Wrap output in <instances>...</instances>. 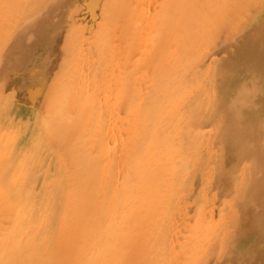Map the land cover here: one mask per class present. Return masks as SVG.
I'll return each instance as SVG.
<instances>
[{"label":"rangeland","instance_id":"rangeland-1","mask_svg":"<svg viewBox=\"0 0 264 264\" xmlns=\"http://www.w3.org/2000/svg\"><path fill=\"white\" fill-rule=\"evenodd\" d=\"M11 1L15 2L14 4H16V5H18V2H20V0H11ZM11 1L7 0V2H6V0H0V2L2 3V4L0 3L2 5V6L0 5V12H1V14H0L1 18L0 19H2V16L4 17L7 15L6 11H8V8H12V7L16 6V5H12L13 3ZM16 1H17V3H16ZM30 2H31V4H33V7H35L36 9L37 8L40 9L41 7L44 9V7H45V5L42 4L41 0H39V1L35 0L36 3L32 0H30ZM3 3H6V5ZM7 3H8V5L11 3L12 4L10 6H8ZM34 4H35V6H34ZM1 7H3L4 9H2ZM5 7H7V9ZM1 9H2V11H1ZM41 9H40V11H41ZM43 9H42V11H43ZM3 10H4V12H3ZM139 10L140 11L137 10L136 15L137 14L139 15L140 13H141V16L142 15L144 16L145 13H146V15H147V13L149 14V9H147V7L139 8ZM255 10H256V8L254 6H253V8H250V10H248L247 15L246 14L244 15V18L247 17L246 18V20H247L248 17L250 16L249 13L251 15L253 14L250 18L254 17V14L256 13ZM40 13L38 11V14L41 16L42 14H40ZM37 22H39V25H42V26H44V24H46V22L41 23L42 21H39V20ZM101 26L106 28V25H104L103 23L101 24ZM44 29L47 30L46 32L43 33L44 36L41 35L38 37V42H39V45L41 47V49H39V52H41L40 54L43 58V61L40 63L41 64L40 66L38 65V68L39 67H43V68L49 67L51 65L50 62H52V61H53L52 66H54V65L56 67L58 65L60 66V64L63 61L62 60L63 56H62L61 50H62L64 43H63V41H61V39L53 40L49 34L50 30L47 29L46 27H44ZM99 29H100V27H99ZM253 31H254V33L252 32L250 35H248L245 38V41H244L242 47H240V49H238V50H233L228 55V57L226 58L224 64L221 66H218L219 70L224 72V79H223L222 85L220 87V91H219L220 96H219L218 103H217V107L219 109L223 108V110H222L223 113H222L221 117L217 116L210 123L203 125L204 128H203V132L201 133L202 134L201 138L203 139V143H202L201 147L203 149V152H202L200 157H198V156L197 157L199 158L198 161L202 162L203 167H204V181H203V185L198 189V191H199L198 195L192 200L185 197L188 190H189V187H190L186 181H182L177 187V189L183 190L184 193L181 194V192H180V194L178 193L179 195L178 194L175 195L173 200L167 206H165L167 203L163 199L161 200V203H160V204L164 205V206L161 205L162 207L158 204L159 203L158 200H156V201L154 200V199L160 200L161 198L159 196L160 195L163 196L164 192L159 193L158 190H160V191L166 190L165 188H164V190H163V188L162 189L160 188L161 186L162 187H165V186L163 185V181H159V180L162 179L164 176L166 177V175L171 176V174L174 175L175 173H177V167H176L175 163L170 160V156L167 155V153L165 152L166 142H165L164 138L166 135L164 134V132L168 128V125H169V123H167V120H166L167 115H172V116L176 115L179 107L182 104L186 103L185 97L180 96L178 98L177 97L178 94H176V92L173 91L172 89L169 90V89L162 88L161 90H159V93H158V96L160 95L163 98L161 104L158 102L159 104L157 103L156 107H154L155 105L152 107H150L149 105H146L143 107V109L139 108V110L137 109L138 114H137L136 109H135L134 112H132L129 116H124L125 119L123 117H120L123 115H120V116L118 115L119 113H118L117 107L119 106V103L123 100V98L129 97V95H130V97H132L136 101H139V100L142 101V100H144V98H145V100L153 98V96H151V95H153V92H155L157 88H151L150 84L153 82H154V84H158V81L160 80V71H159V74H158V71H157V73H154L153 70H150L151 71L150 73L145 71L146 69L143 65V60H141L143 58L142 55L145 56V52L143 51V53L140 54L141 53L140 50H143L145 47L143 46L142 43H140L141 39L139 42L140 44H138V46L136 47L137 50L135 48L133 51L135 54L133 55V57L131 59V63H130L131 65H129L130 68H133V69L136 68V70H133V69L131 70L132 71L131 72V79H132V74L134 77H135V75L139 74L138 76H136V79L133 77L135 79V80L132 79L133 83L134 82L137 83V80H138V82L141 84H139V83H137L135 85L132 84V86H131L132 90L130 89L127 93H124L120 90V83L122 82V80H120L119 77L122 76L121 75L122 74V71H121L122 63L119 62L120 58L116 57V55H120V54H122V52H121V50L119 51L118 48H121V46H119L117 39H113L114 36L112 38H110L111 48L114 47L113 48L114 51L117 49L118 52L116 50L114 52V54H112V55H111V53H108L110 55H107V57L104 58V61L100 65L97 64L96 54H93V51L90 52V55H88L87 53L81 54V52L85 48H88V44H90L89 42H86L85 40L80 41L79 39H75L74 41H71L69 43H65L64 52L70 56L73 53V57H75L74 52H77L78 54H80V59L78 60V58H76V60H72L64 68V71L62 72V76L59 79L60 81H57L54 84V87H53L54 89L51 91V94H50V101L52 103V106H50L49 109H47L45 106L46 104L44 105V103H43L42 106L39 105V108H41L39 112L32 111V113H29V114L27 113L25 116H22L24 118L21 117V118L17 119L16 121H12V117L10 119H8V117H6L13 109V107H11V103L12 102H15V103L23 102V103L30 104L29 97H27V93L22 89H20L16 92H12L9 89H7L6 91H4L2 93L0 92V120H1L0 121V204L2 203L3 200L4 201L2 204H4V202H6L5 205H2V206L0 205V213H1V215H0V235H1L0 247H2L0 255L4 258V262L2 264H19V263L22 264L23 261H25L26 259L30 260L34 256L38 259V262L39 261L41 262L42 259H47L48 264H53L54 262L57 264L58 260H59L58 258L62 256L61 254H63V253L65 254V251L67 252L68 257H70V255L71 256L73 255V259H74L76 257L75 255L77 254V252H75L76 250L71 251V250L67 249L68 250L67 251L66 249H64V247L69 248L67 243L64 242L65 238H66V241L68 239L67 238L68 236H65V234L62 236L64 239H63V242H61L62 244H64V247L61 246L62 244L58 245L55 241V248L54 247L52 248V246H51V248H49V246L43 247V248L39 247L38 252L35 255L34 254L29 255V253H30L29 247L31 248V246H34L36 248V246H40L43 242H45V239H46V241L48 240V238L46 236L47 235L51 236L50 234L52 232H53L52 233L53 235L55 234V232H62L61 230L59 231V229L63 230L65 228V226L62 228L61 225H63V224L60 225L61 227L60 226L57 227V225L60 224L59 221H62L65 218V217H63V215H67V214L71 215V213L69 214V211L72 212V211L77 210L78 214L79 213L84 214L83 217L86 218L85 215H87V212H88L86 210H89V212H90V208L92 206H93L92 207L93 209H91V212H93V210H96L97 212L94 213L95 212L94 211L92 214L90 212V215L88 214L89 217L87 215V219L90 218L89 219L90 221L86 220L84 218L86 220V223L89 221L88 224H86V225H88V229L89 230L91 229V230L89 231L86 228L87 226H85V228H83V227L80 228L81 227L80 226L78 228L79 231L76 233L77 234L76 237H78V234H79L80 236L78 238L80 239V241L82 239V244H84V245H82V247L83 246L87 247V248L83 247L81 249H80V247L78 248L79 249V254H78L79 258L78 257L77 258L79 260L78 259L77 260L79 262H77V264H79L81 262L83 255H84L83 259H85V257L87 258V255L89 253H93V252L95 253L96 252L95 250H97L99 252V249H100V251L103 252L105 249L104 245L106 246V243L109 244L106 247V248H108V250L105 249L106 252L109 253V255L106 253L107 256L106 255L104 256L105 251L103 253L97 252L98 254L101 253L100 254L101 257L102 256L105 257V258L102 257L103 259H101L97 253H95V254L93 253V254H91L92 256L90 255L92 258L88 257L87 260H83L84 262L83 261L82 262L89 264L90 262H88V259L89 260L92 259L91 262L92 261L94 262V263L92 262V264H98L99 262L103 263L102 261L106 260L104 263L109 264L107 257H108V259H111V257H112L113 258L112 261L113 260L114 261L113 262L111 260L110 261L112 262V264H114V262H116V259L119 258L118 261H120V259L124 260V259H126L125 257H128V255H129V257L127 258V261L130 259V257H132L133 262H131L132 259L129 261L131 262V264H133L135 262L134 258L136 257L137 259L138 258L139 259L136 260V263H134V264H137L138 261L140 263L141 262L145 263L146 261L149 262L150 260L153 259V256L156 255L155 258L157 260H160L159 261L160 264H168V263H170V264H264V204L261 205V207L259 209V211L261 213L260 214L261 215L260 220H262V227L258 228L257 225L255 224V222H253L254 220H252V221L248 220L250 217L247 216V213H242V212L238 213V210H234V208L236 206L241 204V201H243L244 203H249L248 201L236 200V198H235L234 200H229L230 202L228 203V205L224 204V205L220 206L221 202H220V200H218L216 198L217 194L220 193L219 192L220 188L218 189L216 187V184L214 183V175H215V172L219 168V165H220L217 162V159H218V157H220V155L224 151H226V149H227V152L231 153V152H233V149L237 148L238 146H242V148H240L242 151L241 158H240V160L237 161V162H239V165L241 164L239 175L237 178L238 183H239L242 175H244L245 173L249 174V169H247L249 166H246L245 163L244 164L242 163V161H244V159H242V156H244V154L247 153V151H249L247 145L252 143V148H257V147L262 146V144L260 143L262 139H260V140L257 139L255 141H249L250 139L246 138L248 136L249 132H254L256 135L264 134V21L260 25H258V27L254 28ZM102 32L103 31H101V29H100V31H99L100 37H101ZM142 36H144V35H142ZM144 39H145V37L142 38V40H144ZM71 48L74 51H71ZM59 52H60V54H59ZM136 52H139V53L136 54ZM118 53H120V54H118ZM114 55H115V57H114ZM109 56H110V58H109ZM83 57H86V58H83ZM82 58L85 59L86 61L83 60ZM111 59L113 62L110 61ZM75 61L79 62V64L77 62L75 64L74 63ZM139 61H140V63H138ZM118 62L121 64H119ZM219 62H220V60H219ZM219 62H217V63H219ZM108 63H109V66H108ZM73 64H75V65L73 66ZM114 65H115V67H114ZM136 65H139L138 66L139 68L136 67ZM55 66L52 67L53 69L50 68V73H57L60 70L58 68L59 66L57 68ZM80 66H82V67H80ZM141 66H143V67H141ZM72 67H73V69H72ZM77 67L82 68V71L80 70V68L78 69ZM116 67H117V69H116ZM112 68H113V70H112ZM115 69L118 72H116ZM21 70H23V68ZM72 70L75 71L76 74L72 75L71 74V72H73ZM42 71H43V69H41L40 71L38 70V73L41 74ZM133 71H135V72H133ZM139 71H141L142 73L146 72L147 75L145 73H143L144 76H143V74L140 75L141 72H139ZM152 71L155 74V76H154L155 78L153 77ZM20 72H22V71H20ZM96 72H97V74H96ZM79 73H80V75H79ZM112 73L115 75H113ZM151 73H152V76H151ZM156 74H158V75H156ZM69 75H71V76L69 77ZM83 75H84V82L82 81ZM110 75H112V76H110ZM117 75H118V78H117ZM139 76H141V77H139ZM152 77H153V79H152ZM70 78L72 79V82L76 80L75 83L78 82L77 84H79L80 82H83L85 85L83 83H80L79 87H78V86H76L75 83L71 82ZM115 78H117V79L115 80ZM68 79L70 81H68ZM77 79H79L80 81ZM108 79H110L111 83H109ZM142 79H143V81H142ZM118 80L120 82H118ZM66 81L68 84L66 83ZM142 82H143V84H142ZM111 84H113V86ZM146 84H147V87L149 86L148 88L145 87ZM10 85H11L10 86L11 89H14L15 83L13 81H10ZM80 85H82V86L84 85V87H82ZM139 85H141V87ZM94 86H95V88H94ZM206 86H204L203 88L207 89L208 86L207 87ZM80 87H82L80 90L82 91L83 94L81 93V91H78V92L76 91ZM113 87H114V89H113ZM133 87H136L137 88L136 90H138V91H136L135 88L133 89ZM139 87H140V89H139ZM75 88H76V90H75ZM110 88L113 90H111ZM142 88L143 89L145 88V89L143 90ZM64 89H65V91H64ZM68 89H70L71 91L70 90L68 91ZM85 89H86V92L88 91L87 94L89 93V95H87L86 97L84 95V94H86ZM107 89H109V90H107ZM30 90L33 91V87H31ZM60 90H63L62 91L63 93ZM66 90L69 92V94H67L68 92ZM92 90L94 92V95H93ZM106 90H107L108 94L110 93V95L112 97L110 95L108 97L107 92L105 93ZM114 90L116 91V93ZM119 90H120V92H119ZM133 90H135V91H133ZM143 91L144 92L146 91L147 93H145V95H144ZM102 92H103V94H102ZM112 92L115 94H113ZM136 92H138V93H136ZM130 93H133V94L131 95ZM61 94H62V96H61ZM72 94H74V96ZM81 94L83 96L82 98H81ZM112 94L113 95L117 94L116 98H113L115 96H113ZM118 94H121L122 96L121 95L119 96ZM71 95H72V97H71ZM99 95L100 96L103 95V97L102 96L100 97ZM137 95H138V97H137ZM75 96H76V98H75ZM77 96H79V97H77ZM96 98H97V100H96ZM99 98H100L101 106L98 103ZM103 98H104V100H102ZM119 98L121 101L118 100ZM138 98H140V99L138 100ZM27 99H28V101H27ZM51 99H53V100H51ZM94 99H95V101H93ZM107 100H109V101H107ZM113 100H116V101H114L113 104H111L112 103L111 101H113ZM59 101H61V102H59ZM80 101L81 102L84 101L83 104H85L86 101H87V103L85 105H83ZM91 101L93 103V106H92V103L90 105ZM104 101H105V103L111 102V103H109V104H111V107H109L110 106L109 104H105ZM117 101H119V102H117ZM70 102L72 104H70ZM171 103H172V105H171ZM74 104L75 105L77 104V107L80 108L78 110V112H76L77 109L75 108L76 106ZM78 104L80 106L82 105L83 107H80ZM54 105H55V107H53ZM103 105H104V109H103ZM105 105H109L108 106L110 108L109 111H108V109H105L106 108ZM60 106H61V109H60ZM99 106H100V108H99ZM90 107H91V110L89 109ZM81 108H82V110H81ZM111 108H113V110L115 112H113ZM152 108H155V109L153 110ZM98 109H100V110H98ZM4 110H5V112H4ZM84 110L86 112H88L90 110L89 113L91 112L90 114H92L93 116L89 115V113L84 112ZM103 110L104 111L106 110V111L104 112ZM163 110H167V112H163ZM97 111H100L99 114H101V115L103 114V115L102 116L100 115L101 116L100 117ZM156 111H157V113H156ZM108 112H110V113L108 114ZM162 112L164 113V115ZM205 112H207V110ZM74 113L75 114L77 113V114L75 115ZM104 113H106V114H104ZM134 113H136V114H134ZM244 113H250V115H252V116L248 120H246L245 124L243 122H241L240 124H237V122L240 119L236 118V117L240 116V114L243 115ZM107 114H108V116H107L108 121L111 120V118H113L112 119L113 122L110 121L111 127L109 126V123L106 121L107 120L106 119ZM86 115H89L92 118H90L89 116L87 117ZM104 115H105V117H103ZM111 115H113V116L110 117ZM4 116H5V118H4ZM115 116L117 118L114 119ZM203 116H201V118L199 120H197V121H199V123H201L200 121L203 119ZM83 117H85V118L87 117V118L86 119L84 118L85 120L83 121ZM95 117H96V119H94ZM119 117L122 119V121ZM139 117H140V119H139ZM118 118L120 119V121ZM62 119L63 120L65 119L64 120L65 122ZM242 119H244V118H242ZM99 120H100V122H99ZM124 120H126V121H124ZM138 120H139V122H138ZM154 120H155V122H154ZM85 121L89 122L90 124H86ZM127 121H128V123H127ZM233 121H234V123H233ZM74 122L77 124H75ZM81 122L82 123L85 122L83 124V126H81L82 125ZM135 122H137V123H135ZM153 122H154V124H153ZM79 123L81 125H79ZM73 124H75L77 127L79 125L78 129H79L80 133H78V129H76L77 134L74 135L73 128L75 125L73 126ZM138 124H140V125H138ZM84 125L86 127H88V129ZM105 125L106 126L108 125L111 129L108 128V126L106 127ZM133 125H134V127H133ZM136 125L139 127L137 128ZM188 125H189V127H191L190 124H188ZM98 126H99V128H98ZM94 127H96V128H94ZM102 127L103 128L106 127L107 130H110V132H112V134L114 133L113 135H115V136H112L111 138L114 137L115 140L112 139L113 140L112 141L111 138H108L109 137L108 133H110V132H107V131L105 132L106 128H104L105 130L103 129L104 130V132H103V130H101ZM122 127H125V128L122 129ZM129 127L130 128L132 127L131 130ZM152 127L156 128V129L154 130ZM184 127H185L184 125L181 126L180 131ZM84 128H86V130H83ZM136 128L138 129V131L140 133L136 130ZM46 129H47V131H46ZM54 129H55V131H54ZM97 129H98V132H97ZM128 129L132 132H129ZM71 130L73 133L70 132L71 135L69 136L68 131H71ZM100 130L103 132L104 135L106 133L107 134L104 136ZM119 130H120V132H119ZM123 130H125V131L123 132ZM135 130L140 135L142 134L141 137H144V138L140 139L141 137L138 136L139 135L138 133H137L138 135H136V133L134 134ZM245 130L247 131V134L244 136L243 131H245ZM83 131L89 132L91 136L87 132H86L87 134L85 132L83 133ZM93 131H94V133H93ZM95 131H96V133H95ZM146 131H148V132L146 133ZM49 132H51V133H49ZM97 133H98V135H97ZM143 133H144V136H143ZM148 133H150V134H148ZM178 133H176L175 135H178ZM78 134H79V136H78ZM82 134H84V135L86 134L87 137L89 136V138H87L89 141L86 139V147L85 148H87V149H84V148H82V149L86 152V154H88V152H90V154H89L90 156L86 155L83 150L79 151L78 148H76V145L78 144V139H79L80 135H82ZM117 134H119V135H117ZM123 134L127 137L126 139H125V136ZM129 134H131V135H129ZM145 134H147V135H145ZM220 134L223 136H224V134L225 135L227 134L228 139L227 140L224 139V141H221L220 140ZM132 135H134L135 137ZM148 135H150V136H148ZM53 136H54V138H53ZM71 136L74 138H72ZM95 136H97V137H95ZM102 136L105 137V140H107L106 139V136H107V138H108L107 143L108 144L106 143V141H104ZM119 136H120V139L122 138L121 140L124 142V143L122 142V145H121V142L119 141V139L115 138V137L118 138ZM136 136L138 139L136 138ZM60 137H62V138H60ZM76 137H77V139H76ZM90 137H92V138L90 139ZM99 137H101L103 140ZM57 138H58V141L60 143L58 141H56ZM146 138H149L148 139L149 141ZM70 139L72 140L71 144L74 145L73 147L71 146V144L67 145L68 143H70V141H71ZM92 139H94L93 143L91 141ZM96 139H97V141H96ZM124 139L127 141H125ZM133 139L138 140V141H136V143L139 141H141V142H139V144L138 143L136 144L135 140L133 141ZM64 140H66V141H64ZM61 141H64V143ZM101 141H104V143H106L107 145H104L103 142H101ZM49 142H51V143H49ZM89 142H90V144L88 145ZM96 142L99 145H97ZM129 142H130V144H128ZM143 142H144V144H142ZM112 143L113 144L115 143L114 147H116V149H118L117 152H115V150H116L115 148H114L115 150L114 149L110 150L111 149L110 144H112ZM117 143L118 144L120 143L119 146ZM62 144L66 145V147H67V148H65L66 150L64 149V146H62ZM145 144H146V146H145ZM136 145L137 146L142 145L143 147L142 146L137 147ZM90 146L91 147L95 146V147L90 148ZM96 146H98V147H96ZM107 146H109V147L106 150H108L109 153H108V151H106V153H108L109 154L108 156H110L112 159L110 157H108L107 155L106 156L102 155V158H101V154H105L104 148ZM120 146L123 148H121ZM135 146L138 149L133 148ZM101 147H104V148L102 149ZM60 148H61V150H60ZM72 148L74 149L75 152L77 150L79 152L77 151L78 153L76 152V154H75V152L73 151ZM98 148H99V151H101V152H98L99 155L96 151V150H98ZM112 148H113V145H112ZM129 148H131V149L129 151L127 150V152H126V149H129ZM63 149H64L65 153H64V151L61 154L55 153V151L59 152V151H62ZM69 149H71V150H69ZM92 149L93 150L96 149V150L93 151ZM140 149H141V151H140ZM68 150L71 151V153L68 152ZM102 151H103V153H102ZM142 151H143V153H142ZM113 152H115L116 154ZM118 152H120V153L122 152V154H123V155L121 154L122 157L119 155L120 153L118 154ZM125 152H126V154L130 153V152L131 153L128 156V154L126 155ZM138 152L140 153V155H138V157H140V158H138L135 155V154H138ZM69 153L71 156L68 155ZM57 154H59L58 156H60V157L62 156L63 161H61V162H64V163L59 162L61 158L58 157ZM78 154L80 155V157ZM111 154H113V156ZM131 154H133V158H132ZM63 155H64V157H63ZM76 155H77V157H76ZM85 155H86V161L84 160ZM83 156H84V158H83ZM96 156L97 157L100 156V157L97 158ZM70 157L71 158L75 157V159H74L75 161H73V158L70 159ZM92 157H94V158H92ZM117 157L119 160L118 162H117ZM127 157L128 158L131 157L132 159L129 158V161H128ZM100 158H101L103 163L99 162ZM115 158H116V160H115ZM105 159H107L109 161V163H107V161ZM110 160L112 161V163ZM87 161H88V163H87ZM96 161L99 163L98 164L99 166H100V164H102L101 167H99L96 164L97 163ZM73 162H74V164H73ZM75 162L78 164H76ZM93 162L95 163V165ZM164 162L168 163V165L164 166ZM84 163L85 164L87 163V164L85 165ZM105 163H107V165L109 164V166H108L109 169H111V168L114 169V170L112 169L111 171L109 170V173H111L110 176L107 173L108 171L106 173L104 172V171H106V169H108V167ZM79 164L82 165L81 170H83V169L87 170L88 169L87 165L89 166L90 164L93 165L92 166L93 168L98 169V177H97L98 182L96 181L94 183L95 185L91 184V187H95L94 189L96 190L97 194L107 192L108 188H109V190L113 191V188H114L113 185L115 184V181H117L116 182L117 185L116 186L114 185L115 186L114 189L118 190V191L116 190V192L119 194V196H117L118 195L117 194L116 195L117 197L114 196V198H113V193L115 192V191H113V193H111L112 198H110L108 200V203L103 206L104 210L102 209V211H101V209L100 210L95 209V206L92 203L89 204V205H91V207L87 206V208H86L84 206L85 208H82V206H80L81 203L83 202V199H85V201L88 202L87 199L89 200L90 197L94 198L95 194L90 193L91 194V196H90L87 192H84V190L81 189L83 192L80 189H79L80 191L78 190L77 185H79V183L82 185V183L80 182L82 177L85 176L81 181H83V180L85 181V179L87 180V178L89 176V175L87 176L86 173H82V171L79 169L81 167V165H79ZM128 164H130L131 167H129ZM110 165H113V167ZM117 165H118V168L116 167ZM120 165L122 166V168ZM63 166H66L67 168L63 169ZM74 166H75V169H74ZM102 166L106 169L104 170ZM76 167H79V168H77V170H76ZM92 167H90V168H92ZM102 169H103V171H102ZM74 170H76V171H74ZM116 170L118 171V173ZM119 170H120V172H119ZM64 171H65V174H67V173L70 174L69 177H66V176H68V174L65 175ZM70 171H71V173H70ZM101 171L104 172L103 175L107 174L108 177H106L107 175L103 176ZM115 171H116V173H115ZM123 171H124V173H123ZM148 171H150V172H148ZM127 172H128L129 176L127 175ZM147 172L149 173L148 179L146 178L147 175L145 174ZM77 173L81 178H78ZM87 173H89V171ZM112 173L113 174L115 173L117 175H115V174L113 175ZM158 173H160L161 175H159ZM44 174H45V176H44ZM74 174H76L77 176ZM119 174H121V176ZM123 174H124V176H123V178H121ZM72 175L75 176V179H77V178L78 179L73 181V182L72 181L70 182V176L72 177ZM86 176H87V178H86ZM118 176L120 177L119 178L120 180L118 179ZM126 176L128 178H126ZM13 177L15 180H13L11 182ZM40 177H41V179H40ZM43 177H44V179H43ZM99 177H100V179H99ZM129 177L132 178L130 180V182H129V179H130ZM73 178L74 177H72L71 180H74ZM145 178H146V180H145ZM66 179H69V180L66 181ZM59 180L61 182H59ZM155 180L157 181L158 188H159L157 191H155L157 188L154 189L157 185ZM53 181H55V183ZM112 181H114V182H112ZM127 181H128V183H125ZM152 181L153 182L155 181V183L152 184ZM76 182H78V183H76ZM86 182L87 181H85V183ZM105 182L106 183L108 182L107 183L108 188L106 187L107 185ZM149 182L151 183V185L149 184ZM64 183H65V185H63ZM118 183L119 184L121 183V185H119ZM43 184H44V186H43ZM69 184H73V185H69ZM147 184H148V186H147ZM14 185H15V187H14ZM68 185L73 191L68 187ZM81 185H79V186H81ZM87 185H89L88 182H87ZM111 185H112V187H110ZM145 185H146V188H145ZM159 185H160V187H159ZM54 186H56V187H54ZM141 186H143V187L140 188ZM61 187L65 191H69V192L72 191V192L71 193L63 192ZM148 187L149 188L151 187L152 189H148ZM3 188H4V190H3ZM75 188H77V190ZM144 188L146 190H144ZM66 189H68V190H66ZM239 189H240V186L237 185V183H236L234 192H236V190H239ZM74 191L77 193V195H79V193H81V192L83 193V195L81 193V195H80L81 197H79V199H78V197L76 198V200H79L78 201L79 203H76L77 201H75V196H77V195L75 194ZM133 191L135 193H133V195L130 194ZM154 191L156 193H158L157 194V195H159L158 198L153 197V196H157V195H155L156 193ZM73 192H74L75 196L71 195V194H73ZM116 192L114 194H116ZM152 192H154V194ZM42 193L45 196H43ZM65 193L67 195H65ZM125 194H126V196H125ZM143 194H144V196H143ZM39 195H40V197H39ZM64 195H65V199H64ZM69 195L74 196V197L70 198ZM84 195H86V196H84ZM137 195H138V197H137ZM132 197H134V198H132ZM6 199L8 201H6ZM69 199L71 200V202L75 201L74 203L77 205L79 204V207H81V208H78L77 205L75 207V204L73 202H72L73 203L72 205H74V206L72 207L71 202L65 201V200L70 201ZM149 199L151 201L153 200L154 205L151 206L152 203H150ZM90 201H92V200L90 199ZM124 201H125V203H124ZM9 202H11V203H9ZM136 202L138 205H136ZM262 202H264V200H262ZM8 203H9V205H8ZM68 203H70V204H68ZM88 203H86V205H88ZM127 203H132V204H127ZM113 204H116V206L115 205L113 206ZM155 204H158V205H155ZM63 205L64 206L65 205H67V206L71 205V208L74 210H72L70 208H69L70 209L69 210L68 208H65L67 206L64 207ZM120 205H121V207H120ZM107 206L111 207V210L109 209L110 212H109ZM123 206H124V208H123ZM128 206H129V208H128ZM135 206H137V207H135ZM153 206H159V207H156L157 209L154 207V209H155V211H154L153 209H151ZM11 207H12V209H11ZM133 207H134V209H132ZM147 207H149L154 212V214H153L149 208L148 209L150 210V212H149V210H147L149 212V214L151 213V215H150L151 217H149V214L146 213L148 215V218H151V220L146 218L147 216H145V214L142 213V211L143 212L146 211ZM62 208H65V209H63L61 211ZM75 208H78L80 210L78 211V209H75ZM66 209L68 210L67 212H66ZM120 209H123V210H120ZM125 209H129V210H127V212H126V211H124ZM63 211H65L66 213H64ZM99 211H101L100 213H102L103 211H105V212L100 215L98 213ZM129 211H131L132 214H130L131 212H129ZM8 212H10V213L12 212V215H10V213L8 215ZM48 212H49V214H48ZM56 212H57V214H56ZM62 212L64 213L63 215L60 214ZM114 212H116V213H114ZM120 212H122L121 215H120ZM141 214H143V217H145L144 219H143ZM168 214H172L175 217V219L172 221V223L167 222L166 216ZM59 215L60 216L62 215L61 218L59 217ZM91 215L92 216L98 215L99 219L95 218L96 219L95 220L94 217H92ZM186 215L187 216L189 215V216L185 217ZM21 216H23V217L21 218ZM90 216L93 218L94 221L93 220L91 221L92 218ZM108 216H111L112 219L110 220V217H108ZM122 216H124V217H122ZM127 216H128V218H127ZM133 216L135 217V219ZM152 216H153V218H152ZM238 216L244 217V219L246 220L244 225H242V226H236L235 225L236 224L235 221L238 219ZM83 217H82V219H83ZM113 218H115V219H113ZM119 218L123 219V220H119ZM19 220H21V221H19ZM99 220H101V221H99ZM104 220H105V225H106L105 227H106V229L108 228L109 230L102 228L103 227L102 224L104 223ZM118 220L120 221L121 226H119V223H117V228H116L115 223ZM124 220H126L125 223H123ZM18 222H19V224H18ZM83 223H85V221ZM89 223L91 225H93L92 223H95L97 225V226H94L95 224L93 225L94 232H95L96 228L98 229V230L96 229L98 232L97 234L103 232V233H101L102 234L101 236L103 237V239H101V241H99L100 240L99 239L100 234H99V236L96 235L95 234L96 232L94 233L92 231L93 227L92 226H91L92 228L89 227L90 226ZM98 223H101V224L99 225ZM124 224H126V225H124ZM82 225H85V224H82ZM122 225H123V227H122ZM233 225H235L236 227H234ZM57 228H59V229H57ZM56 229H57V231H56ZM100 229H101V232H100ZM102 229H103V231H102ZM110 229H112L111 231H113V233L110 231ZM118 229L123 230V231L121 232ZM87 230H88V232H86ZM91 232H92L93 236L95 235V237H97V238L99 237V238L97 239V238L92 236V239L94 238L92 240L90 238ZM109 232H111L112 234L110 233L111 234L110 235ZM146 232H148L151 235V237L148 233H147L148 234L147 235ZM83 233H85V235ZM82 234H83V236H86V237L84 238L83 236H81ZM86 234L89 235L88 238H87ZM152 235H153V238H152ZM105 236L106 237L112 236L111 239H115L117 244H116V242H113L114 240L112 242H113V244L115 243L116 245L115 244L113 245L112 242L110 244V242H109L111 240L110 237L106 238L107 241H108V239H110L108 241L109 242L108 243L106 240H104ZM143 236L146 238H143ZM62 237H61V239H62ZM142 238H143V240L150 239L152 242L147 240L146 241L147 243H146L142 240ZM61 239H60V241H61ZM88 239L89 240L91 239L92 242L91 241L88 242ZM95 239L97 241H95ZM139 239L142 241V243H143L142 245H141V243L139 245V242H141ZM153 239L155 240V244H154ZM137 240H138V242H137ZM171 240H172V243H174L175 240L177 243L175 242L174 244H172L171 242H169ZM2 241H3L4 245L2 244ZM5 241H6V243H5ZM93 241H94V243H93ZM125 241H128V243L130 245L129 246L128 243L125 244V245H127L128 249L123 248L124 243H126ZM52 242H53L52 240H49V244H51V245L54 244V242L53 243ZM69 242H71V241H68V244H69ZM95 242H96V244H95ZM135 242L137 244H135ZM222 242H224L223 243L224 244L223 249H221ZM90 243H92V244H90ZM6 244H11V246L10 245L8 246ZM56 244H57V246H56ZM59 244H60V242H59ZM119 244H120V246L116 247ZM147 244H149L150 246L153 245L152 248H154V249L152 250V248H150L152 250V252L150 253L152 256H150L148 254V251L150 252V250L149 249L146 250V248H148ZM112 245L115 246V248H116L115 250L113 249L114 247ZM143 245H145V246L147 245L146 248ZM60 246L63 247V249L65 250L64 252H62L63 250L61 251V249L59 251L57 250V248H60ZM109 246H111V247H109ZM102 247H104V248H102ZM120 247L123 248V250H120ZM139 247L140 248L143 247V249L142 248L139 249ZM51 249L52 250L55 249V250H53V252L57 251L56 254L53 253V255H51L52 253H48V252L52 251ZM84 250H85V252L80 253V251L82 252ZM91 250H93V251L91 252ZM109 250L111 252H109ZM117 250H119V251H117ZM144 250H146V251H144ZM43 251L45 254L43 253ZM113 251H116L117 254H116V252L112 253ZM3 252H8V254L4 255V254H2ZM58 252H60V253L62 252V253L60 254L61 256L56 258L55 255L57 256ZM118 252L120 253L122 258L120 257V255L118 257ZM124 252L127 253L126 256L124 255ZM64 254H63V256H64ZM143 254H145V255H143ZM93 255L99 257V259L98 260L95 259L94 258L95 256H93ZM112 255L116 256L118 258H114ZM168 255H169V259H167ZM51 256H52V258H54V259L56 258L57 260L55 259L56 260L55 261V260L51 259V261H50L51 263H50L49 258ZM140 256H142V257L144 256L143 259H141ZM14 257H16L17 260ZM60 260H59L60 261L59 263H61L62 260L64 261L63 258H61ZM66 260L64 261V263L66 262ZM52 261H53V263H52ZM96 261H98V262L95 263ZM124 261H126V260H124ZM75 262H76V260H74V262L72 260L70 262V264L71 263L73 264ZM148 262H146L145 264H147ZM121 263H122V261H121ZM140 263H138V264H140ZM40 264H43V263H40ZM61 264H63V263H61ZM67 264H69V263H67ZM80 264H82V263H80ZM117 264H118V262H117Z\"/></svg>","mask_w":264,"mask_h":264},{"label":"bare ground","instance_id":"bare-ground-1","mask_svg":"<svg viewBox=\"0 0 264 264\" xmlns=\"http://www.w3.org/2000/svg\"><path fill=\"white\" fill-rule=\"evenodd\" d=\"M9 1V0H8ZM11 1V0H10ZM35 2V0H32ZM36 1H39V0H36ZM2 2V1H1ZM0 2V3H1ZM5 2V1H4ZM7 2V0H6ZM12 2V1H11ZM42 4L45 5L43 11L39 8H35L33 7V4H31L30 0H20V2H18V5L14 4L15 2H12L11 4L12 5H16L15 7H12V8H8V11H6L7 15L6 16H2V19H0V92H4L6 91L7 89L11 90L12 92H16L20 89L24 90L26 93H27V97H29V101H30V104H27V103H15V102H12L11 103V107H13L12 111L6 116L8 117V119H10L12 117V121H16L17 119L21 118L22 116H25L27 113H32V111H36V112H39L41 108H39V105L42 106V104L44 103V105L46 106L47 109L50 108V106H52V103L50 101V94H51V91L54 89V84L57 82V81H60V77L62 76V72L64 71V68L72 61V60H76V58H78V60L80 59V54H78L77 52H74L75 53V57H73V53L70 55H67L64 50H65V43H69L71 41H74L75 39H79L80 41H86V42H89L90 44H88V48H85L81 54H85L87 53L88 55H90V52L93 51V54H96V60H97V64L100 65L103 61H104V58L107 57V55H110L108 53H111L114 54V52L117 50L114 51V47L111 48V42H110V38H112L113 36V39H117L118 40V43H119V46H121V48H118L119 51L121 50L122 54L120 55H116V57L120 58L119 62L122 63L121 65V71H122V76L119 77L120 80H122V82L120 83V90L124 93H127L130 89L132 90L131 86L132 84H137L139 83L138 80H137V83H133L132 79H136V76L138 75H135V77L133 76L132 74V79H131V70L133 68H130L129 65H131V59L133 57V55L135 54L133 51L134 49L138 46V44L142 43L143 46L145 47L143 50H140V54L143 53V51L145 52V56L142 55V59L143 60V65L145 67V71H147L148 73H150L151 71L150 70H153L154 73H157L158 71V74H159V71H160V80L158 81V84H154L151 83L150 84V87L151 88H157L155 92H153V98H150L148 100H142L140 101L138 98L139 101H136L135 99H133L132 97H127V98H123V100L121 101L120 98L118 99L119 101H121L119 103V106L117 107L118 109V115H123V116H120V117H123L124 116H129L132 112H134V110L136 109V112L139 110V108L143 109L144 106L146 105H149L150 107L154 106L156 107V104L159 102L160 104L162 103V100L163 98L159 95L158 96V93H159V90H161L162 88H165V89H172L173 91L176 92V94H178V98L181 96V97H185V102L184 104H182L179 109L177 110V113L176 115L172 116V115H167V123H169L168 125V128L165 130L164 134L166 135L164 140L166 142V146H165V152L167 153V155L170 156V160L173 161L177 167V173H175L174 175L171 174L170 175H166V177L164 176L162 179H160L159 181H163V185L165 187H159L163 190L164 188L166 189L165 191H160L158 190V184H157V181H156V187L154 189H156L155 191L158 190V192H164L163 193V196L162 195H157L158 193H156L155 191V195L157 196H153L155 198H158V196L161 198L160 200L159 199H153L156 201L158 200V204L161 206L162 204L161 203V200H165V202L167 203L165 206H167L168 204H170V202L173 200L174 196L177 195L178 193L181 194L184 193L183 190L181 189H177L178 185L182 182V181H186L187 184H189V190L186 194V198L192 200L194 199L199 191L198 189L203 185V181H204V167H203V164L202 162L198 161L199 158L203 152V149H202V143H203V139L201 138V133L203 132V125L204 124H208L210 123L213 119H215L217 116H222V113H223V108L222 109H219L217 107V103H218V99H219V96H220V87L222 85V82H223V79H224V72L223 71H220L219 70V67L218 66H221L224 64L226 58L228 57V55L233 51V50H238L240 49V47H242L244 41H245V38L250 35L252 32L254 33V28L258 27V25H260L263 21H264V0H41ZM10 3V2H9ZM17 3V1H16ZM20 3V4H19ZM36 3V2H35ZM38 3V2H37ZM2 4V3H1ZM0 4V5H1ZM6 5V3H3ZM11 4L7 5L10 6ZM4 5V6H5ZM2 6V5H1ZM3 6V7H4ZM35 6V4H34ZM37 6V5H36ZM253 6L256 8V13L254 14V17L250 18L252 15L249 13V17L248 19L246 20V18H244V15L248 13V10H250V8H253ZM3 7H1L2 9H4ZM142 7H147V9H149V14L145 13V15L142 17L141 16V13L138 15H136V12L137 10H139V8H142ZM7 9V7H5ZM1 9V11H2ZM10 9V10H9ZM38 11L40 14H42L41 16L38 14ZM4 12V10H3ZM1 14V12H0ZM3 14V13H2ZM38 14V15H37ZM4 15V14H3ZM1 18V17H0ZM42 21L41 23H44L46 22V24H44V26L42 25H39V22L37 21ZM94 20V21H93ZM248 21V22H247ZM104 24L106 25V28L105 27H102L101 24ZM44 27H46L47 29L50 30V36L53 40H59L61 39V41H63L64 45L62 47V56H63V61L62 63L60 64V66L58 67L60 70L57 72V73H50V68L54 67L52 66L53 64V61L50 62V66L47 67V68H43V67H39L38 68V65L40 66L41 62L43 61V58L41 56V52H39V49H41L40 45H39V42H38V37L39 36H44V32H46L47 30L44 29ZM101 31H103L101 33V37H100V29ZM109 27V28H108ZM144 35V36H142ZM145 37L144 40H142V38ZM63 39V40H62ZM140 39H141V42H140ZM140 42V43H139ZM58 43V42H57ZM62 43V44H63ZM55 45V44H54ZM57 46V45H56ZM142 46V45H141ZM116 48V47H115ZM60 50V49H59ZM113 50V51H112ZM137 50V48H136ZM56 51V50H55ZM71 51H74L72 48H71ZM111 51V52H110ZM118 52V50H117ZM139 52H136V54H138ZM60 54V52H59ZM113 57V56H112ZM115 57V55H114ZM83 58H86V57H83ZM82 58V59H83ZM110 58V56H109ZM108 58V59H109ZM113 59V58H112ZM112 59L110 60L111 62ZM85 60V59H83ZM134 60V59H133ZM132 60V61H133ZM220 60V62H219ZM86 61V60H85ZM116 61V60H115ZM77 61H75L74 63L76 64ZM118 62V63H119ZM219 62V63H217ZM59 63V62H58ZM79 64V62H77ZM115 63V62H114ZM119 63V64H121ZM135 63V62H134ZM140 63V61L138 62ZM73 64V66L75 65ZM142 64V63H141ZM108 66H109V63H108ZM112 66V65H111ZM139 65H136V67H138ZM56 67V66H55ZM56 67V68H57ZM82 67V66H80ZM80 67H77L78 69ZM84 67V66H83ZM115 67V65H114ZM143 67V66H141ZM23 68V70L21 69ZM109 68V67H108ZM139 68V67H138ZM137 68V69H138ZM41 69H43L42 73H38V70L40 71ZM53 69V68H52ZM73 69V67H72ZM117 69V67H116ZM115 69V71H116ZM76 70V69H75ZM80 70L82 71V68H80ZM79 70V71H80ZM113 70V68H112ZM133 70H136L133 69ZM141 70V69H140ZM218 70V71H217ZM22 71V72H20ZM73 71V70H72ZM78 71V72H79ZM80 71V72H81ZM84 71V70H83ZM110 71V70H109ZM114 71V72H115ZM138 71V70H137ZM152 71V73H153ZM113 72V73H114ZM118 72V71H116ZM135 72V71H133ZM141 72V71H139ZM112 73V74H113ZM147 75L146 72H143ZM142 72L140 73L143 74ZM152 73H151V76H152ZM153 73V77L155 76V74ZM72 75L76 74L75 71L71 72ZM82 74V73H81ZM84 74V73H83ZM97 74V72H96ZM111 74V73H110ZM156 74V75H158ZM80 75V73H79ZM115 75V74H113ZM71 75H69L70 77ZM96 76V75H95ZM112 76V75H110ZM144 76V74H143ZM74 77V76H73ZM72 77V78H73ZM83 77V82H84V75L82 76ZM116 77V76H115ZM134 77V78H133ZM141 77V76H139ZM152 77V79H153ZM79 78V77H78ZM97 78V77H96ZM108 78V77H107ZM110 78V77H109ZM114 78V77H113ZM117 78H118V75H117ZM115 78V80L117 79ZM155 78V77H154ZM159 78V77H158ZM80 79V78H79ZM77 79V80H79ZM112 79V78H111ZM134 79V80H135ZM145 79V78H144ZM150 79V78H149ZM151 79V80H152ZM71 82H72V79L70 78ZM68 79V81H70ZM109 80V83L110 82V79ZM141 80V79H140ZM10 81H13L15 83L14 85V89H11V85H10ZM76 81V80H75ZM75 81H73L72 83H75ZM80 81V80H79ZM106 81V80H105ZM143 81V79H142ZM83 82H80V83H83ZM116 82V81H115ZM118 82H120L118 80ZM141 82V81H140ZM67 83V81H66ZM78 83V82H77ZM76 84V86L79 87V84ZM108 83V84H109ZM145 83V82H144ZM147 83V82H146ZM68 84V83H67ZM84 84V83H83ZM96 84V83H95ZM94 84V85H95ZM114 84V83H113ZM113 84H111L113 86ZM119 84V83H118ZM117 84V85H118ZM141 84V83H139ZM143 84V82H142ZM73 85V84H72ZM85 85V84H84ZM84 85H80L82 87H84ZM145 85V84H144ZM149 85V84H148ZM208 86L207 89H204L203 87L204 86ZM66 86V85H65ZM119 86V85H118ZM141 87V85H139ZM206 86V87H207ZM33 87V91L30 90V88ZM67 87V86H66ZM70 87V86H69ZM78 88V90H75L78 92V91H81L80 89L82 88ZM97 87V86H96ZM110 87V86H109ZM139 87V89H140ZM147 87V84L146 86ZM149 87V86H148ZM147 87V88H148ZM68 88V87H67ZM95 88V86H94ZM105 88V87H104ZM135 88V90L137 89L136 87H133V89ZM71 89V88H70ZM68 89V91L70 90ZM88 89V88H87ZM111 89V88H110ZM114 89V87H113ZM111 89V90H113ZM143 89V88H142ZM145 89V88H144ZM143 89V90H144ZM109 90V89H107ZM107 90L105 91V93L107 92ZM116 90V89H115ZM114 90V91H115ZM119 90V92H120ZM133 90V91H135ZM149 90V89H148ZM61 92L63 90H60ZM65 91V89H64ZM67 91V90H66ZM67 91V92H68ZM71 91V90H70ZM103 91V90H102ZM132 91V92H133ZM138 91V90H136ZM163 91V90H162ZM60 92V93H61ZM84 92V91H83ZM85 92H86V89H85ZM88 92V91H87ZM84 94L85 97L87 95H89V93L87 94ZM93 92V90H92ZM91 92V93H92ZM111 92V91H110ZM141 92V91H140ZM144 92V91H143ZM152 92V91H151ZM63 93V92H62ZM73 93V92H72ZM82 93V91H81ZM104 93V94H105ZM113 93V92H112ZM116 93V91H115ZM113 93V94H115ZM138 93V92H136ZM145 93H147L146 91L144 92V95ZM161 93V92H160ZM69 94V92L67 93ZM83 94V93H82ZM81 94V98L83 97ZM97 94V93H96ZM103 94V92H102ZM112 94V95H113ZM131 95L133 93H130ZM166 94V93H165ZM74 96V94H72ZM71 95V97H72ZM93 95H94V92H93ZM107 95L109 97L110 93L108 94L107 92ZM117 95V94H116ZM116 95H113L115 97L113 98H116ZM119 96L121 94H118ZM141 95V94H140ZM62 96V94H61ZM100 96V95H99ZM98 96V97H99ZM103 97V95H101ZM100 96V97H101ZM111 96V95H110ZM122 96V95H121ZM150 96V97H151ZM79 97V96H77ZM92 97V96H91ZM94 97V96H93ZM97 97V96H96ZM106 97V96H105ZM112 97V96H111ZM118 97V96H117ZM138 97V95H137ZM149 97V96H148ZM76 98V96H75ZM88 98V97H87ZM79 99V98H78ZM147 99V98H146ZM19 100V99H18ZM53 100V99H51ZM77 100V99H76ZM97 100V98H96ZM99 100V104H100V98L98 99ZM104 100V98L102 99ZM28 101V99H27ZM75 101V100H74ZM95 101V99L93 100ZM109 101V100H107ZM106 101V102H107ZM116 101V100H113L109 103L113 104V102ZM117 101V102H119ZM19 102V101H18ZM61 102V101H59ZM73 102V101H72ZM81 102V101H80ZM84 101H82L81 103L83 104ZM76 103V102H75ZM79 103V102H78ZM87 103V101H86ZM85 103V104H86ZM92 101L90 102V105H91ZM105 103V101H104ZM109 103H105V104H109ZM158 103V104H159ZM61 104V103H60ZM70 104H72L70 102ZM83 104V105H85ZM111 104L109 105H105L106 108L105 109H108L109 111V107H111ZM115 104V103H114ZM118 104V103H117ZM75 105V104H74ZM79 105V104H78ZM88 105V104H87ZM95 105V104H94ZM172 105V103H171ZM38 106V107H37ZM40 106V107H41ZM76 106V107H75ZM74 107L77 109L76 112H78V110L80 109L79 107H77V104L75 105ZM80 106V105H79ZM92 106H93V103H92ZM91 106V107H92ZM101 106V104H100ZM99 106V108H100ZM109 106V107H108ZM116 106V105H115ZM55 107V105L53 106ZM52 107V108H53ZM58 107V106H57ZM56 107V108H57ZM80 107H83L82 105ZM91 107L89 108L91 110ZM108 107V108H107ZM114 107V106H113ZM98 108V107H97ZM59 109V108H58ZM60 109H61V106H60ZM102 109V108H101ZM103 109H104V105H103ZM113 112H115L113 110V108H111ZM138 109V110H137ZM150 109V108H149ZM153 110L155 108H152ZM167 109V108H166ZM70 110V109H69ZM73 110V109H72ZM82 110V108H81ZM89 110V111H90ZM93 110V109H92ZM100 110V109H98ZM147 110V109H146ZM171 110V109H170ZM207 110V112H205ZM86 112L84 110V112L86 113H89ZM104 111V110H103ZM106 111V110H105ZM104 111V112H105ZM5 112V110H4ZM75 112V111H74ZM80 112V111H79ZM98 114L100 113V111H97ZM163 112H167V110H163ZM162 112V113H163ZM68 113V112H67ZM91 113V112H90ZM89 115H92L90 114ZM110 112H108L109 114ZM157 113V111H156ZM75 114V113H74ZM77 114V113H76ZM75 114V115H76ZM97 114V115H98ZM106 114V113H104ZM108 114L106 115V117L108 116ZM136 114V113H134ZM138 114V112H137ZM155 114V113H154ZM67 115V114H66ZM79 115V114H78ZM85 115V114H84ZM89 115H86L87 117ZM101 114H99L100 116ZM103 115V114H102ZM101 115V116H102ZM117 115V114H116ZM164 115V113H163ZM204 115V116H203ZM71 116V115H70ZM80 116V115H79ZM83 116V115H82ZM93 116V115H92ZM100 116V117H101ZM113 115H111L110 117H112ZM134 116V115H133ZM138 116V115H137ZM201 116H203V119L200 121L201 123H199V120L201 118ZM252 115H250V113H244L243 115L240 114V116H237L236 118H239L240 120L237 122V124H240L241 122H243L245 124L246 120H248ZM73 117V116H72ZM86 117V118H87ZM90 118H92L91 116H89ZM97 117V116H96ZM96 117L94 119H96ZM99 117V118H100ZM105 117V115L103 116ZM119 117V118H120ZM136 117V116H135ZM134 117V118H135ZM5 118V116H4ZM24 118V117H22ZM43 118V117H42ZM85 117H83V121L86 119H84ZM98 118V119H99ZM117 118L116 116L114 117V119ZM118 118V119H119ZM131 118V117H130ZM244 118V119H242ZM60 119V118H59ZM89 119V118H88ZM97 119V120H98ZM102 119V118H101ZM107 122L109 123V126H110V121H112L113 118H111V120L108 121V117L106 118ZM121 119V118H120ZM119 119V121H120ZM125 119V118H124ZM140 119V117H139ZM63 120V119H62ZM65 120V119H64ZM63 120V121H64ZM96 120V121H97ZM150 120V119H149ZM1 121V120H0ZM80 121V120H79ZM78 121V122H79ZM91 121V120H90ZM105 121V122H106ZM118 121V120H117ZM122 121V119H121ZM126 121V120H124ZM134 121V120H133ZM65 122V121H64ZM86 122V121H85ZM84 122V123H85ZM100 122V120H99ZM113 122V121H112ZM115 122V121H114ZM132 122V121H131ZM139 122V120H138ZM155 122V120H154ZM153 122V124H154ZM75 123V122H74ZM81 122V124L79 123V125L83 126V124ZM92 123V122H91ZM96 123V122H95ZM94 123V124H95ZM98 123V122H97ZM116 123V122H115ZM128 123V121H127ZM137 123V122H135ZM234 123V121H233ZM77 124V123H75ZM73 124V126L75 125ZM86 124H90L89 122H86ZM99 124V123H98ZM122 124V123H121ZM126 124V123H125ZM152 124V125H153ZM191 127H189V125ZM79 125L78 127L76 128L74 126L73 128V132H74V135L77 134V130L79 128ZM140 125V124H138ZM185 126L184 128H182V130L180 131L181 129V126ZM85 126V125H84ZM106 126V125H105ZM108 126V125H107ZM106 126V127H107ZM108 126V128H110ZM132 126V125H131ZM58 127V126H57ZM86 127V126H85ZM104 127V128H106ZM134 127V125H133ZM136 127L138 128L139 126L136 125ZM141 127V126H140ZM81 128V127H80ZM88 129V127H86ZM86 128H84L83 130H86ZM96 128V127H94ZM93 128V129H94ZM99 128V126H98ZM102 127L101 130L104 129ZM115 128V127H114ZM118 128V127H117ZM125 128V127H122V129ZM130 128V127H129ZM132 128V127H131ZM130 128V130H131ZM136 128V130L138 131V129ZM153 128V127H152ZM111 129V128H110ZM135 129V128H134ZM154 130L156 128H153ZM100 130V131H101ZM105 130V129H104ZM103 130V132H104ZM121 130V129H120ZM119 130V132H120ZM129 130V129H128ZM129 132H132L130 131ZM136 130L134 131V134L136 133V135H138L139 133L136 132ZM140 130V129H139ZM47 131V129H46ZM55 131V129H54ZM110 132V130H105V132ZM118 131V130H117ZM125 130H123L124 132ZM180 131V132H179ZM246 131V130H245ZM243 131V135L245 136L247 134V131L245 132ZM45 132V131H44ZM52 132V131H51ZM49 132V133H51ZM69 132V136L71 135L70 132L71 131H68ZM72 132V133H73ZM85 131H83L84 133ZM87 132V131H86ZM85 132V133H86ZM97 132H98V129H97ZM102 132V131H101ZM102 132V134H103ZM118 132V133H119ZM122 132V131H121ZM127 132V131H126ZM125 132V133H126ZM145 132V131H144ZM148 131H146L147 133ZM179 132V133H178ZM55 133V132H54ZM78 133L79 132V129H78ZM89 135L90 133L87 132ZM86 133V134H87ZM94 133V131H93ZM96 133V131H95ZM100 133V132H99ZM124 133V134H125ZM138 133V134H137ZM142 133V132H141ZM160 133V132H159ZM176 133H178V135H175ZM85 134V135H86ZM101 134V135H102ZM107 134V133H106ZM105 134V135H106ZM109 134V137L108 138H111L112 136H115L112 134V132L108 133ZM120 134V133H119ZM117 134V135H119ZM123 134V135H124ZM128 134V133H127ZM150 134V133H148ZM73 135V136H74ZM84 134L80 135L79 139H78V144L76 145V148H78V150H83L82 148L84 149H87L85 148L86 147V139L89 138V136L87 137V135L85 136ZM98 135V133H97ZM104 135V134H103ZM104 135V136H105ZM111 135V136H110ZM126 135V134H125ZM124 135V136H125ZM131 135V134H129ZM142 135V134H141ZM141 135L139 134L138 136L141 137ZM147 135V134H145ZM227 135V134H226ZM224 134L221 135L220 134V140L221 141H224L228 139V135L226 136ZM79 136V134H78ZM91 136V135H90ZM94 136V135H93ZM100 136V135H99ZM134 136V135H132ZM143 136H144V133H143ZM150 136V135H148ZM72 137V136H71ZM97 137V136H95ZM103 137V136H102ZM122 137V136H121ZM131 137V136H130ZM135 137V136H134ZM139 137V138H140ZM54 138V136H53ZM62 138V137H60ZM74 138V137H72ZM92 137H90L91 139ZM94 138V137H93ZM101 138V137H99ZM107 136H106V139L108 140ZM116 139H119V141L121 142V145H122V138L120 139V136L117 138L115 137ZM127 137L125 136V139ZM137 138V136H136ZM144 137H141L140 139H142ZM248 139H250L249 141H255L257 139H262L261 140V144L262 146L261 147H257V148H252V143L248 144V149L249 151H247V153L244 154V156H242V159H244V161H242V163L246 164V166H249L247 169H249V174L245 173L244 175H242V177L240 178L241 180L239 181L238 183V175H239V171H240V165H239V162H237L238 160H240L241 158V154H242V151L240 148H242V146H238L237 148L233 149V152H227V149L226 151H224L220 157H218L217 159V162L220 164L219 165V168L216 170L215 172V175H214V183L216 184V187L219 189L220 188V193L217 194L216 198L218 200H220V206L226 204L228 205V203L230 202L229 200H234L236 198V200H246L248 201L249 203H244L243 201H241V204L236 206L234 208V210H238V213L242 212V213H247V216H249L250 218L248 220H254L253 222H255V224L257 225L258 228H261L262 227V220H260V217H261V213L259 211L261 205L264 204V202H262V200H264V134L262 135H256L254 132H249L248 133V136L246 137ZM77 139V137H76ZM98 139V138H97ZM96 139V141H97ZM102 139V138H101ZM100 139V140H101ZM104 141H106L107 143V140H105V137H103ZM102 139V140H103ZM114 139L111 138V140ZM124 139V140H125ZM138 139V138H137ZM137 139H133V141L135 140V143L136 141H138ZM147 140L149 138H146ZM145 139V140H146ZM69 140V139H68ZM71 140V139H70ZM88 140V139H87ZM93 140L92 139V143H93ZM110 140V139H109ZM115 140V139H114ZM144 140V141H145ZM247 140V139H246ZM58 141V138L57 140ZM66 141V140H64ZM64 141H61L64 143ZM89 141V140H88ZM99 141V140H98ZM104 141H101L103 142L104 145H107L106 143H104ZM113 141V140H112ZM127 141V140H125ZM149 141V140H148ZM59 142V141H58ZM72 142V140L70 141V143H68L67 145H70ZM76 142V141H75ZM141 142V141H139ZM139 142H137L139 144ZM147 142V141H146ZM51 143V142H49ZM54 143V142H53ZM60 143V142H59ZM74 143V142H73ZM77 143V142H76ZM97 143V142H96ZM100 143V142H99ZM124 143V142H123ZM127 143V142H126ZM125 143V144H126ZM132 143V142H131ZM134 143V144H135ZM136 143V144H137ZM58 144V143H57ZM56 144V145H57ZM90 144V142L88 143V145ZM95 144V143H94ZM115 144V143H114ZM114 144H110V150L112 149H116V147H114ZM118 144V143H117ZM120 144V143H119ZM118 144V146H119ZM130 144V142L128 143ZM133 144V143H132ZM131 144V145H132ZM141 144V143H140ZM144 144V142L142 143ZM61 145V144H60ZM97 145H99L97 143ZM102 145V144H101ZM100 145V146H101ZM112 145H113V148H112ZM127 145V144H126ZM62 146H64V149L67 148L66 145L62 144ZM71 146L73 147L74 145L71 144ZM92 146V145H91ZM90 148H94V147H91ZM137 146V145H136ZM133 147V148H137L139 146H142V145H139L137 147ZM146 146V144H145ZM144 146V147H145ZM98 147V146H96ZM109 146L107 147H101L102 149L104 148V153L105 154H101V158H102V155H109V151L106 150ZM121 147V146H120ZM143 147V146H142ZM63 148V147H62ZM119 148V147H118ZM123 148V147H121ZM126 148V147H125ZM132 148V149H133ZM64 149L62 151H59V152H56L55 153H62L64 151ZM73 149V148H72ZM89 149V148H88ZM101 149V150H102ZM114 149V150H115ZM131 148L129 149H126V152L127 150L129 151ZM138 149V148H137ZM143 149V148H142ZM61 150V148H60ZM66 150V149H65ZM71 150V149H69ZM71 153V151H69ZM77 150V151H78ZM93 150V149H92ZM96 150V149H94ZM93 150V151H94ZM113 150V151H114ZM118 149L115 150V152H117ZM120 150V149H119ZM123 150V149H122ZM125 150V149H124ZM134 150V149H133ZM160 150V149H159ZM74 151V149H73ZM76 151V152H77ZM78 151V152H79ZM84 151V150H83ZM91 151V150H90ZM97 153L98 152H101L99 151V148L98 150H96ZM106 151H108V153H106ZM132 151V150H131ZM141 151V149H140ZM139 151V152H140ZM145 151V150H144ZM75 152V151H74ZM75 152V154H76ZM77 152V153H78ZM85 152V151H84ZM113 152V153H115ZM123 152V151H122ZM122 152H118V154L122 157ZM125 152V154H126ZM138 152V154H135L137 157L138 155H140V153ZM65 153V151H64ZM63 153V154H64ZM70 153L68 155H70ZM95 153V152H94ZM93 153V154H94ZM103 153V151H102ZM112 153V152H111ZM131 153V152H130ZM130 153H127L128 156ZM133 153V152H132ZM143 153V151H142ZM86 154V152H85ZM90 152H88V154L86 155H89ZM92 154V153H91ZM116 154V153H115ZM114 154V155H115ZM122 154V155H121ZM126 154V155H127ZM59 154H57L58 156ZM79 155V154H78ZM84 155V154H83ZM86 155H85V161H86ZM96 155V154H95ZM99 155V153H98ZM113 156V154H111ZM125 155V156H126ZM132 155V158H133V154ZM143 155V154H142ZM166 155V156H167ZM14 156V155H13ZM71 156V155H70ZM90 156V155H89ZM116 156V155H115ZM119 156V157H120ZM198 156V157H197ZM60 157V156H58ZM64 157V155H63ZM67 157V156H66ZM77 157V155H76ZM80 157V155H79ZM97 157V156H96ZM100 157V156H99ZM97 157V158H99ZM110 157V156H108ZM107 157V158H108ZM144 157V156H143ZM60 161H63L62 160V156L60 157ZM73 158V161H75V157H72ZM70 157V159H72ZM84 158V156H83ZM91 158V157H90ZM94 158V157H92ZM100 158V160H101ZM111 158V157H110ZM114 158V157H113ZM128 158V157H127ZM131 158V157H129ZM129 158H128V161H129ZM131 158V159H132ZM140 158V157H138ZM161 158V157H160ZM82 159V158H81ZM109 159V158H108ZM112 159V158H111ZM135 159V158H134ZM137 159V158H136ZM14 160V159H13ZM96 160V159H95ZM99 162H102V160ZM107 161V163H109V161L107 159H105ZM116 160V158H115ZM114 160V161H115ZM82 161V160H81ZM84 161V162H85ZM89 161V160H88ZM87 161V163H88ZM94 161V160H93ZM105 161V162H106ZM111 161V160H110ZM118 157H117V162H118ZM127 161V160H126ZM127 161V162H128ZM160 161V160H159ZM163 161V160H162ZM78 162V161H77ZM90 162V161H89ZM97 162V161H96ZM144 162V161H143ZM61 163H64V162H61ZM76 163V162H75ZM79 163V162H78ZM76 163V164H78ZM86 163V164H87ZM94 163V162H93ZM103 163V162H102ZM107 163H105L107 165ZM112 163V161H111ZM110 163V164H111ZM115 163V162H114ZM121 163V162H120ZM119 163V164H120ZM74 164V162H73ZM85 164V163H84ZM83 164V165H84ZM85 164V165H86ZM97 165L99 164L98 162L96 163ZM104 164V165H105ZM118 164V163H117ZM134 164V163H133ZM81 165V164H79ZM95 165V163H94ZM102 164H100L99 167H101ZM105 165V166H106ZM127 165V164H126ZM129 167H131L130 164H128ZM168 163L164 162V166H167ZM61 166V165H60ZM76 166V165H75ZM75 166H74V169H75ZM93 165H87V170L82 169V165L81 167H76V170L77 168H79L82 173H86V178L87 180L85 179V181H87L89 183V185H87V182L85 183V181H81L85 176L82 177V179L80 180V182L82 183V185L79 183L78 186V190L82 189L84 190V192H87L90 196L91 194H95L94 195V198L90 197V199L92 201H90V199L88 200L87 198V201L89 202H86L85 199H83V202L81 203L80 206H82V208H87V206L91 207V205H89L90 203H92L94 206H95V209H103V206L105 204L108 203V200L110 198H112V194L113 191L116 192L117 189H114L115 186L117 185L115 181V186L113 185V191L112 190H109L108 188V185L106 183V187L108 188L107 192H104V193H98L96 192V190L94 189L95 187H91V184L93 185L97 180H98V169L97 168H93L92 167ZM109 166V164L107 165V167ZM113 167V165H110ZM121 166V165H120ZM49 167V166H48ZM72 167V166H71ZM92 167V168H90ZM97 167V166H96ZM103 167V166H102ZM118 168V165L116 166ZM67 168L66 166H63V169ZM70 168V167H69ZM116 168V169H117ZM122 168V166H121ZM78 169V170H79ZM103 169L105 170L106 168L103 167ZM102 169V171H103ZM113 168L109 169H106V171H104L105 173L107 172L108 175L110 176L111 173H109V170L111 171ZM43 170V169H42ZM47 170V169H46ZM67 170V169H66ZM65 170V171H66ZM74 170V171H76ZM79 170V171H80ZM114 170V169H113ZM162 170V169H161ZM65 171H64V174H65ZM89 171V173H87ZM102 175L104 174V172H102ZM117 171V170H116ZM115 171V173H116ZM125 171V170H124ZM123 171V173H124ZM147 171V170H146ZM145 171V172H146ZM156 171V170H155ZM160 171V170H159ZM41 172V171H40ZM78 172V171H77ZM120 172V170H119ZM150 172V171H148ZM145 173L147 176L146 178L148 179L149 177V173ZM154 172V171H153ZM71 173V171H70ZM75 173V172H74ZM79 173V172H78ZM77 173V175H78ZM114 173V174H115ZM118 173V171H117ZM68 174V173H67ZM65 174V175H67ZM80 174V173H79ZM113 174V173H112ZM113 174V175H114ZM155 174V173H154ZM159 175H161L160 173H158ZM70 174H68V176L66 177H69ZM76 175V174H74ZM76 175V176H77ZM83 175V174H82ZM107 175V174H105ZM103 175V176H105ZM108 175L106 177H108ZM117 175V174H115ZM121 176V174H119ZM127 175H128V172H127ZM45 176V174H44ZM63 176V175H62ZM100 176V175H99ZM112 176V175H111ZM124 174L122 175L121 178H123ZM129 176V175H128ZM131 176V175H130ZM51 177V176H50ZM74 177L73 179L74 180H71V178ZM72 177L70 176V182L72 181H75L77 180L78 178H81L79 175H78V178L75 179V176L72 175ZM101 177V176H100ZM99 177V179H100ZM105 177V178H106ZM132 177V176H131ZM65 178V177H64ZM113 178V177H112ZM120 177L118 176V179ZM126 178H128L126 176ZM130 178V177H129ZM145 178V180H146ZM41 179V177H40ZM44 179V177H43ZM52 179V178H51ZM57 179V178H56ZM55 179V180H56ZM102 179V178H101ZM114 179V178H113ZM132 178L129 179V182ZM15 180L14 177L13 179L11 180V182ZM69 179H66V181H68ZM105 180V179H104ZM109 180V179H108ZM117 180V179H116ZM120 180V179H119ZM151 180V179H150ZM37 181V180H36ZM44 181V180H43ZM65 181V180H64ZM155 181L153 182L152 181V184L155 183ZM158 181V182H159ZM2 182V181H1ZM47 182V181H46ZM45 182V183H46ZM55 183V181H53ZM59 182H61L59 180ZM98 182V181H97ZM114 182V181H112ZM29 183V182H28ZM78 183V182H76ZM85 183V184H84ZM125 183H128L125 182ZM124 183V184H125ZM132 183V182H131ZM160 183V182H159ZM236 183L237 185L240 186V189L239 190H236V192H234L235 190V186H236ZM50 184V183H49ZM84 184V185H83ZM102 184V183H101ZM119 184V183H118ZM130 184V183H129ZM142 184V183H141ZM149 184L151 185V183L149 182ZM162 184V183H161ZM222 184V185H221ZM42 185V184H41ZM55 185V184H54ZM59 185V184H58ZM65 185V183L63 184ZM69 185H73V184H69ZM68 185V187H69ZM95 185V184H94ZM99 185V184H98ZM104 185V184H103ZM121 185V183L119 184ZM127 185V184H126ZM149 185V186H150ZM155 185V184H154ZM7 186V185H6ZM44 186V184H43ZM49 186V185H48ZM57 186V185H56ZM54 186V187H56ZM75 186V185H74ZM76 186V187H77ZM134 186V185H133ZM148 186V184H147ZM153 186V185H152ZM15 187V185H14ZM63 187V186H62ZM61 187V189L63 190V192H66V193H71L72 191H65L63 188ZM112 187V185L110 186ZM143 186H141L140 188H142ZM145 188H146V185H145ZM144 188V190H146ZM239 188V187H238ZM77 190V188H75ZM74 189V190H75ZM97 189V188H96ZM120 189V188H119ZM148 189H152L151 187ZM4 190V188H3ZM19 190V189H18ZM25 190V189H24ZM68 190V189H66ZM75 190V191H76ZM79 190V191H80ZM81 190V191H82ZM104 190V189H103ZM106 190V189H105ZM129 190V189H128ZM74 191V192H75ZM90 191V192H89ZM112 191V192H111ZM118 191V190H117ZM139 191V190H138ZM148 191V190H147ZM25 192V191H24ZM74 192L73 194L71 195H74ZM83 192V191H82ZM81 192V193H82ZM114 192V193H115ZM140 192V191H139ZM150 192V191H149ZM154 192H152L154 194ZM65 193V195H67ZM79 193V192H78ZM81 193H79V195H77V193L75 192V194L77 196H75V201H77L76 203H79L78 201L79 200H76V198L78 197H81ZM91 193V194H90ZM113 193V198L114 196H116L118 193L116 192V194ZM126 193V192H125ZM133 193H135L134 191L130 194L133 195ZM141 193V192H140ZM144 193V192H143ZM151 193V192H150ZM43 194V193H42ZM138 194V193H137ZM162 194V193H161ZM178 194V195H179ZM25 195V194H24ZM65 195H64V199H65ZM70 196V198L74 197V196ZM83 195V193H82ZM128 195V194H127ZM43 196H45L43 194ZM86 196V195H84ZM119 196V194L117 195ZM116 196V197H117ZM126 196V194H125ZM141 196V195H140ZM144 196V194H143ZM40 197V195H39ZM83 197V196H82ZM88 197V196H87ZM128 197V196H127ZM138 197V195H137ZM142 197V196H141ZM163 197V198H162ZM232 197V198H231ZM2 198V197H1ZM5 198V197H4ZM85 198V197H84ZM134 198V197H132ZM145 198V197H144ZM143 198V199H144ZM150 198V197H149ZM67 199V198H66ZM117 199V198H116ZM115 199V200H116ZM35 200V199H34ZM70 200V199H69ZM112 200V199H111ZM110 200V201H111ZM114 200V201H115ZM216 200V199H215ZM4 201V200H3ZM2 201V203H3ZM6 201H8L6 199ZM66 202H71L68 201V200H65ZM74 201V202H75ZM113 201V200H112ZM117 201V200H116ZM151 206L154 205L153 204V200L151 201L149 199ZM154 201V202H155ZM73 202V201H72ZM71 202V205L74 203ZM88 203V205H86V203ZM164 202V201H163ZM162 202V203H163ZM0 204L1 206L2 205H5L6 202H4V204ZM11 203V202H9ZM8 203V205H9ZM113 203V202H112ZM125 203V201H124ZM149 203V204H150ZM156 203V202H155ZM244 203V204H243ZM66 204V203H65ZM70 204V203H68ZM75 204V203H74ZM111 204V203H110ZM127 204H132V203H127ZM140 204V203H139ZM158 204H155V205H158ZM47 205V204H46ZM71 205H65L67 207H64L65 208H71ZM77 204H75V207H76ZM116 206V204H113V206ZM136 205L137 202H136ZM15 206V205H14ZM62 206V207H63ZM74 205H72L73 207ZM78 208H81L79 207V204L77 205ZM85 206V207H84ZM109 206V205H108ZM107 206V207H108ZM150 206V207H151ZM164 206V205H162ZM161 206V207H162ZM88 207V208H89ZM93 207V206H92ZM90 208V212H91V209L93 208ZM102 207V208H101ZM106 207V208H107ZM121 207V205H120ZM126 207V206H125ZM137 207V206H135ZM154 207H159V206H153L151 209H154ZM24 208V207H23ZM65 208H62L61 211ZM78 208H75V209H78ZM116 208V207H115ZM124 208V206H123ZM129 208V206H128ZM149 207L146 208V211L142 213L145 214V216H147L146 218H148V215L150 210L148 209ZM10 209V208H9ZM8 209V210H9ZM12 209V207H11ZM10 209V210H11ZM15 209V208H14ZM69 209V210H70ZM111 210V207H108V210ZM118 209V208H117ZM134 209V207L132 208ZM157 209V208H156ZM5 210V209H4ZM32 210V209H31ZM74 210V209H72ZM80 209H78L79 211ZM86 210V209H85ZM104 210V209H103ZM109 210V212H110ZM115 210V209H114ZM120 210H123V209H120ZM127 210L129 209H125L124 211L127 212ZM142 210V209H141ZM149 210V212L147 211ZM68 210L66 209V212ZM84 211V210H83ZM89 212V210H86ZM95 211V212H94ZM101 211H99L98 213L101 215L102 213H104L105 211H103L102 213H100ZM132 211V210H131ZM129 211V212H131ZM259 211V212H258ZM263 211V210H262ZM64 213H66L65 211H63ZM60 213V214H64V213ZM76 212V213H75ZM81 212V211H80ZM87 212V215L89 214L90 215V212L88 213ZM94 213H96L97 211L96 210H93ZM91 212V214L93 213ZM123 212V211H122ZM120 212V215L121 213ZM125 212V213H126ZM151 212L154 214V212L151 210ZM10 212H8V215H9ZM32 213V212H31ZM71 213V215H63V217H65L62 221H59L60 224L57 225L62 226V228L65 226V228L62 230V229H59V231L61 230L62 232H55V234L53 235L52 233L50 234L51 236H46L48 238V240L46 241L45 239V242H43L40 246H36V248L34 246H31V248L29 247L30 249V253L29 255H32V254H36L38 252V249L39 247L43 248V247H47L49 246V248H52L54 247L55 248V241L58 245H61L63 242V235L65 234V236H68L67 238V241H66V238H65V241L67 243V245L69 246V248H65L64 247V244H62L61 246L64 247V249H68V250H76L75 252H77V254L74 256L75 258L73 259V255L70 257H68L67 255V252L63 249V247L60 246V248H57V250L59 251L61 249L62 252L65 251V255L64 253V256L63 254H61L60 252L57 253V256L55 255L56 258L60 260L61 258L64 259V261L66 260V262L64 263V261L62 260L61 263L63 264H67L73 260H76L75 263L73 264H77V262H79L78 260V254H79V247L80 249L83 248V247H86V246H83L84 244H82V239L80 241V239L78 238L80 235L78 234V237L77 236V232L79 231L78 228H85V226H87L86 228L88 229V222L90 221L89 219H87V215L86 218L83 217L84 214H81V213H77V210L75 211H69V214ZM116 213V212H114ZM147 213V214H146ZM18 214V213H17ZM44 214V213H43ZM49 214V212H48ZM57 214V212H56ZM98 214V215H99ZM113 214V213H112ZM119 214V213H118ZM132 214V212L130 213ZM152 214V215H153ZM1 215V213H0ZM6 215V214H5ZM10 215H12V212L10 213ZM22 215V214H21ZM26 215V214H25ZM61 215V216H62ZM88 215V217H89ZM95 215V214H94ZM96 215V216H92L97 219H99V216ZM108 215V214H107ZM106 215V216H107ZM117 215V214H116ZM126 215V214H125ZM136 215V214H135ZM134 215V216H135ZM142 217H143V214H141ZM151 213L149 214V217ZM61 216L59 215V217L61 218ZM90 216V217H91ZM98 216V217H97ZM115 216V215H114ZM129 216V215H128ZM127 216V218H128ZM133 216V217H134ZM139 216V215H138ZM189 216V215H188ZM187 215L185 217H188ZM23 216H21L22 218ZM26 217V216H25ZM30 217V216H29ZM83 217V219H82ZM91 217V218H92ZM110 217V220L112 219L111 216H108ZM124 217V216H122ZM141 217V216H140ZM161 217V216H160ZM163 217V216H162ZM165 217V216H164ZM89 220L87 223H86V220ZM116 218V217H115ZM113 218V219H115ZM145 217H143L144 219ZM153 218V216H152ZM167 218V222L169 223H172V221L175 219L174 215L172 214H168L166 216ZM107 219V218H106ZM105 219V220H106ZM117 219V218H116ZM135 219V217H134ZM142 219V218H141ZM142 219V220H143ZM151 220V218H148ZM93 220V218L91 219V221ZM96 220V219H95ZM105 220H104V223L102 224V228L106 229V225H105ZM109 220V221H110ZM119 220H123V219H120ZM117 221L115 224H116V228H117V223H119V226H121L120 224V221ZM146 220V219H145ZM21 221V220H19ZM24 221V220H23ZM85 221V223H83ZM94 221V220H93ZM98 221V220H97ZM101 221V220H99ZM126 220L123 221V223H125ZM58 222V223H59ZM62 222V223H61ZM96 222V221H95ZM114 222V221H113ZM122 222V221H121ZM246 222V220L244 219V217H241V216H238V219L235 221V225L236 226H242L244 225ZM107 223V222H106ZM122 223V224H123ZM19 224V222H18ZM82 224H85V225H82ZM90 224V223H89ZM93 225L95 223H92ZM99 225L101 223H98ZM114 224V223H113ZM93 225L90 224L89 227H93ZM126 225V224H124ZM235 225H233L234 227H236ZM7 226V225H6ZM60 226V227H61ZM94 226H97L96 224ZM129 226V225H128ZM127 226V227H128ZM171 226V225H170ZM35 227V226H34ZM37 227V226H36ZM91 227V228H92ZM123 227V225H122ZM232 227V226H231ZM113 228V227H112ZM56 229V231H57ZM97 229V228H96ZM95 229V232H94V227H93V232L99 236L100 234V240L103 239V237L101 236L103 232H101V229H100V232L99 234H97V230ZM102 229V231H103ZM86 230V229H85ZM89 230V229H88ZM88 230L86 232H88ZM91 230V229H90ZM89 230V231H90ZM106 230H109L108 228ZM105 230V231H106ZM112 229H110L111 231ZM119 230V229H118ZM231 230V229H230ZM119 231H123V230H119ZM118 231V232H119ZM113 233V231H111ZM109 232V234L111 233ZM62 233V234H61ZM105 233V232H104ZM111 233V234H112ZM148 232H146L147 234ZM151 233V232H150ZM172 233V232H171ZM85 235V233H83ZM83 234L81 236H83ZM110 234V235H111ZM121 234V233H120ZM119 234V235H120ZM149 234V233H148ZM147 234V235H148ZM152 234V233H151ZM44 235V234H43ZM87 235V234H86ZM122 235V234H121ZM146 235V236H147ZM150 235V234H149ZM171 235V234H170ZM6 236V235H5ZM70 236V237H69ZM72 236V237H71ZM89 235H87V238H88ZM92 232L90 233V238L92 239ZM123 236V235H122ZM1 237V235H0ZM62 237V239H61ZM84 238L86 236H83ZM95 237V235L93 236ZM102 237V238H101ZM110 237V236H109ZM109 237H106L105 236V239L106 238H109ZM112 237V236H111ZM110 237V239H111ZM114 237V236H113ZM151 237V235H150ZM70 238V239H69ZM81 238V237H80ZM97 238V237H95ZM97 238V239H98ZM127 238V237H126ZM143 238H146L143 236ZM142 238V240H143ZM152 238H153V235H152ZM2 239V238H1ZM61 239V241H60ZM91 239L89 240L88 239V242L91 241ZM94 239V238H93ZM92 239V240H93ZM108 239V241L110 240ZM170 239V238H169ZM11 240V239H10ZM9 240V241H10ZM49 240H52L54 242V244H49ZM114 240V241H113ZM140 240V239H139ZM148 241H151L150 239H147ZM147 240H143L144 242H146ZM154 240V239H153ZM177 240V239H176ZM175 240V242H176ZM180 240V239H179ZM178 240V241H179ZM8 241V242H9ZM12 241V240H11ZM68 241H71L69 242L68 244ZM95 241H97L95 239ZM107 241V240H106ZM107 241V242H108ZM116 242L115 239H111L109 242L111 244V242ZM141 241V240H140ZM7 242V243H8ZM52 242V243H53ZM60 242V244H59ZM92 242V241H91ZM108 242V243H109ZM112 242V244H113ZM126 243H124L123 245V248H127V244L128 241H125ZM138 242V240H137ZM152 242V241H151ZM172 243V240L169 241ZM174 242V243H175ZM180 242V241H179ZM6 243V241H5ZM94 243V241H93ZM99 243V242H98ZM105 243V242H104ZM143 244L142 241L139 242V245ZM147 243V242H146ZM149 243V242H148ZM172 243V244H174ZM177 243V242H176ZM224 242H222L221 244V249L224 248ZM2 244H3V241H2ZM56 244V246H57ZM81 244V245H80ZM92 244V243H90ZM96 244V242H95ZM115 244V243H114ZM113 244V245H114ZM117 244V242H116ZM115 244V245H116ZM121 244V243H120ZM120 244L116 247H119ZM135 244H137L135 242ZM134 244V245H135ZM150 244V243H149ZM149 244H147L146 246L148 248H146L145 245V248L146 250L149 249L150 252L148 251V254L150 256H152L150 253L152 252V250L154 248H152V246H150ZM154 244H155V240H154ZM180 244V243H179ZM4 245V244H3ZM6 245H10L11 244H6ZM98 245V244H97ZM107 244L106 243V246L104 245L105 249L108 250L107 247ZM112 245V246H113ZM129 245V243H128ZM88 246V245H87ZM102 246V245H101ZM100 246V247H101ZM125 246V247H124ZM130 246V245H129ZM150 246V247H149ZM93 247V246H92ZM102 247V248H104ZM111 247V246H109ZM114 247V248H113ZM112 248L115 250V246H113ZM122 247V246H121ZM120 247V250H123V248ZM138 247V246H137ZM1 248L0 247V252H1ZM87 248V247H86ZM85 248V249H86ZM90 248V247H89ZM143 249V247H141ZM139 247V249H141ZM152 248V250L150 249ZM99 249V248H98ZM104 249L105 251V254L104 256L106 255V250ZM128 249V248H127ZM45 250V249H44ZM52 250V249H51ZM55 250V249H53ZM50 251L48 253H52L51 255L56 254V252H53ZM67 250V251H68ZM78 250V251H77ZM103 250V249H102ZM125 250V249H124ZM144 250V251H146ZM93 250H91L92 252ZM97 253L98 251L95 250ZM103 251V252H104ZM119 251V250H117ZM127 251V250H126ZM141 251V250H140ZM85 252L84 251H80V253H83ZM99 252H102L100 251L99 249ZM98 252V253H99ZM102 252V253H103ZM109 252H111L109 250ZM116 251H113L112 253H114ZM169 252V251H168ZM44 253V251H43ZM94 253V252H93ZM93 253H89L87 255V258L88 257H91ZM94 253V254H95ZM97 253V254H98ZM111 253V254H112ZM126 252H124V255L126 256L127 253L125 254ZM145 253V252H144ZM2 254H8V252H3ZM45 254V253H44ZM47 254V253H46ZM61 254V255H60ZM71 254V253H70ZM85 254V253H84ZM101 254V253H100ZM99 257L101 259L105 258L104 256H100ZM109 255V253H107ZM117 254V252H116ZM115 254V255H116ZM33 255V256H34ZM43 255V254H42ZM91 255V256H90ZM120 253L118 252V257H119ZM123 255V256H124ZM141 255V254H140ZM145 255V254H143ZM176 255V254H175ZM95 256V255H93ZM107 256V255H106ZM113 256V255H112ZM117 256V255H116ZM116 256H113L114 258H118ZM156 255L153 256V259L150 260L147 264H160L159 261L160 260H157L155 258ZM54 257V256H53ZM78 257V258H77ZM84 257V255H83ZM82 257V260L80 263L82 264H86V263H83L84 261L83 260H87V258L85 257V259H83ZM99 257L95 256L94 258L95 259H99ZM110 257V256H109ZM121 257V255H120ZM129 257V255H128ZM128 257H125L126 261H124L123 259H120V261H118V259H116V262H114V264H131V262H133V259L132 257H130L129 260H131V262L128 260L127 261V258ZM144 257V256H143ZM142 256H140L141 259H143ZM164 257V256H163ZM171 257V256H170ZM16 258V257H14ZM55 258V259H56ZM92 258V257H91ZM90 258V259H91ZM93 258V259H94ZM122 258V257H121ZM136 258V257H135ZM134 258V263H136V260H138L137 258L135 259ZM49 262L52 260H55L54 258H52V256L49 258ZM78 259V260H77ZM100 259V260H101ZM112 257L111 259H108L107 257V260L109 262V264H112ZM140 259V260H141ZM147 259V258H146ZM169 259V255H168V258ZM15 260V259H14ZM17 260V258H16ZM57 260V259H56ZM55 260V261H56ZM58 260V263L57 264H61L59 263L60 261ZM92 260V259H91ZM91 260L88 259V262H90L89 264H92ZM112 262H111V261ZM26 261V262H25ZM22 262V264H40V263H43V264H48V260L47 259H42L41 262L39 263L38 262V259L34 256L32 257L30 260H25ZM83 261V262H82ZM95 261V260H94ZM102 261V260H101ZM106 261V260H105ZM105 261H102L103 263ZM122 261V263H121ZM124 261V262H123ZM177 261V260H176ZM4 262V258L0 255V264H2ZM98 261H96L95 263H97ZM111 262V263H110ZM145 262V263H146ZM169 262V261H168ZM51 263V262H50ZM53 263V261H52ZM79 263V264H80ZM94 263V262H93ZM100 264H103L101 262H99ZM98 263V264H99ZM133 263V264H134ZM138 263H140L138 261ZM137 263V264H138ZM142 263V262H141ZM140 263V264H141ZM144 262L142 264H145ZM20 264V263H19ZM53 264H56L55 262ZM72 264V263H71ZM105 264V263H104ZM107 264V263H106ZM170 264V263H168Z\"/></svg>","mask_w":264,"mask_h":264}]
</instances>
